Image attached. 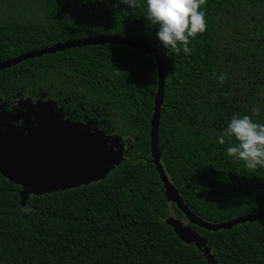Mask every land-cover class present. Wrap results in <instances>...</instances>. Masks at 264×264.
Segmentation results:
<instances>
[{
    "label": "trees",
    "instance_id": "trees-1",
    "mask_svg": "<svg viewBox=\"0 0 264 264\" xmlns=\"http://www.w3.org/2000/svg\"><path fill=\"white\" fill-rule=\"evenodd\" d=\"M206 30L190 52L166 49L144 0H0V63L57 43L98 36L157 49L165 71L158 142L184 204L211 224L264 209V167L229 157L217 137L233 116L264 123V0H203ZM155 60L130 47L89 46L0 71V99L56 104L63 120L125 139V160L76 189L28 194L0 174V264H209L166 223L207 239L216 264H264V218L207 232L163 195L150 161Z\"/></svg>",
    "mask_w": 264,
    "mask_h": 264
},
{
    "label": "water",
    "instance_id": "water-1",
    "mask_svg": "<svg viewBox=\"0 0 264 264\" xmlns=\"http://www.w3.org/2000/svg\"><path fill=\"white\" fill-rule=\"evenodd\" d=\"M118 45L143 51L155 60L157 69V90L154 97L153 113L150 122V163L163 187L165 199L174 204L182 213L187 224L207 232L231 230L237 225L257 222L264 218V209L252 215L238 217L228 222L211 224L195 216L184 204L178 191L169 181L163 165L158 142L160 111L162 108L165 71L157 49L152 45L118 36H98L57 43L40 50L30 51L0 63V71L9 69L21 62L52 55L58 52L89 46ZM1 101V100H0ZM29 114L40 117V126L24 134L12 131L8 122L11 113L0 115V174L9 182L22 187L21 202L24 206L28 194L41 196L58 191L88 186L107 176L111 169L125 160L124 154L117 151L114 143L121 137L75 126L63 120L60 110L54 111L56 104L33 102L30 98L21 100ZM25 115V113H24ZM23 115V116H24ZM14 119V118H13ZM6 133V134H3ZM166 223L183 243H193L207 257L209 264H216L211 255L207 239L197 235L180 220L170 217Z\"/></svg>",
    "mask_w": 264,
    "mask_h": 264
},
{
    "label": "clouds",
    "instance_id": "clouds-1",
    "mask_svg": "<svg viewBox=\"0 0 264 264\" xmlns=\"http://www.w3.org/2000/svg\"><path fill=\"white\" fill-rule=\"evenodd\" d=\"M127 8L139 6V0H120ZM203 0H144L146 19L154 25L156 38L166 49L190 52V40L206 30V14L201 10ZM234 140L226 153L242 161L249 169L264 167V123L255 122L247 115L233 116L217 137L225 144V138Z\"/></svg>",
    "mask_w": 264,
    "mask_h": 264
},
{
    "label": "flooded vegetation",
    "instance_id": "flooded-vegetation-1",
    "mask_svg": "<svg viewBox=\"0 0 264 264\" xmlns=\"http://www.w3.org/2000/svg\"><path fill=\"white\" fill-rule=\"evenodd\" d=\"M21 99H18L15 102H13V104L9 108H7V105L1 99H0L1 100L0 103L4 104V106L6 107L7 113H11V115H13V118L15 119L12 121V123H8V125L11 126L9 131L14 132V131L23 130L24 134H27L29 131L31 132L33 131V129L38 128L40 126L41 120H40V117H37L33 114H29L30 112L27 110V108L22 103L20 104ZM3 112L5 111L3 110ZM24 113L26 116V119H25L26 123H24V121L21 122L20 120V116L24 115ZM4 129L5 127H1L0 132L4 131ZM3 134H6V133H3Z\"/></svg>",
    "mask_w": 264,
    "mask_h": 264
},
{
    "label": "rangeland",
    "instance_id": "rangeland-1",
    "mask_svg": "<svg viewBox=\"0 0 264 264\" xmlns=\"http://www.w3.org/2000/svg\"><path fill=\"white\" fill-rule=\"evenodd\" d=\"M26 98H27V97H24V98H22L21 100H24V99H26ZM3 110H4L5 112H7V111H6V107L4 106V104L0 103V115H2V114L4 113ZM25 119H26V116H25V115H24V116H23V115L20 116V120H21V122L24 121V123H26V120H25ZM13 120H15V119L12 118L8 123H12ZM114 145H115L117 151L119 152V154H121V153L124 154V152H125L126 149H127V146H126V144H125V139H124V138L119 139V141H115Z\"/></svg>",
    "mask_w": 264,
    "mask_h": 264
}]
</instances>
